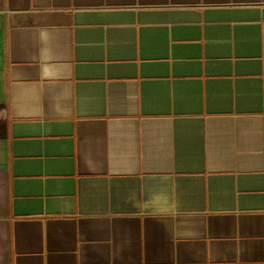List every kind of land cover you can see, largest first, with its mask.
<instances>
[{
    "label": "crops",
    "instance_id": "obj_1",
    "mask_svg": "<svg viewBox=\"0 0 264 264\" xmlns=\"http://www.w3.org/2000/svg\"><path fill=\"white\" fill-rule=\"evenodd\" d=\"M0 264H264V0H0Z\"/></svg>",
    "mask_w": 264,
    "mask_h": 264
}]
</instances>
